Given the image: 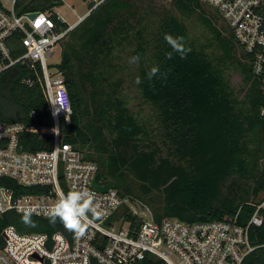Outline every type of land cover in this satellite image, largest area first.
I'll use <instances>...</instances> for the list:
<instances>
[{
  "label": "trees",
  "instance_id": "1",
  "mask_svg": "<svg viewBox=\"0 0 264 264\" xmlns=\"http://www.w3.org/2000/svg\"><path fill=\"white\" fill-rule=\"evenodd\" d=\"M169 1L179 15L166 10L151 20L153 12L140 14L134 0H104L68 33L55 66L63 75L72 107L70 122H60L61 140L95 161L103 182L119 180V185L113 184L124 198H148L149 207L154 203L151 216L157 221L163 217L186 222L221 220L240 209L238 219L245 224L254 207L246 204L250 201L232 204L229 197L240 185L236 179L252 183L246 187L254 201L264 197L260 80L251 74L246 55L230 32L225 34L214 25L199 0ZM60 4L62 0H15L14 12L51 13ZM52 17L58 27H67L56 14ZM191 17L211 31L210 42L202 45L190 38L182 20ZM165 34L183 37L190 49L185 58L165 55L171 51ZM19 37L13 34L5 40L13 59L24 52ZM125 49L140 57L136 77L141 83L136 86L155 112V127L133 112L121 93L123 80L116 58ZM153 66L159 67V73L149 80L146 74ZM229 70L241 77L237 92L231 86ZM40 74L39 64L31 67L26 61L0 72V122L52 127ZM51 140V135L33 132L20 135L23 148L29 151L48 149ZM126 172L141 184V195L135 196L125 184ZM0 185L12 189L14 196L42 191L20 186L9 177H0ZM155 190L163 203L150 204L147 195ZM122 213L134 224L142 220L127 207ZM260 213L262 225L249 232L257 247L242 264H264V208ZM21 217L13 210L0 216V247L2 231L8 225L21 233L68 231L59 220L50 224L47 218L32 216L35 226L29 227ZM136 264L166 263L148 255Z\"/></svg>",
  "mask_w": 264,
  "mask_h": 264
},
{
  "label": "built area",
  "instance_id": "2",
  "mask_svg": "<svg viewBox=\"0 0 264 264\" xmlns=\"http://www.w3.org/2000/svg\"><path fill=\"white\" fill-rule=\"evenodd\" d=\"M199 1L221 14L233 40L246 55L251 74L260 80L264 96V0ZM10 3V8L2 4L0 9V72L19 61H26L31 67L39 64L38 81L53 125L35 127L0 122V177L42 190L14 196L12 189L0 185V216L8 210L22 216V210L34 208L32 216L47 218L46 210L59 198L60 192H64L62 186L68 191L93 192L102 215L91 217L85 223L83 235L69 230L66 233L58 230L51 235L21 233L8 225L2 231L0 264H136L148 255L166 264H242L257 247L251 243L249 232L251 227L263 223L260 212L264 208V197L261 202L246 203L253 206L254 211L245 224L239 222L240 209L232 216L210 221L186 222L173 217L154 221L146 217L134 224L126 218L121 212L126 199L119 190L115 187L104 192L94 189V177L99 185L106 183L97 179L98 164L86 158L80 149L62 142L60 136V122H70L72 107L63 75L47 63V58L88 12L63 29L49 11L37 12L30 18L28 13L16 15L15 0ZM57 20L62 21L58 16ZM13 34L20 36L19 43L24 50L14 59L5 43ZM260 115L264 118V106ZM23 132L51 135L49 148L24 149L20 142Z\"/></svg>",
  "mask_w": 264,
  "mask_h": 264
},
{
  "label": "rangeland",
  "instance_id": "3",
  "mask_svg": "<svg viewBox=\"0 0 264 264\" xmlns=\"http://www.w3.org/2000/svg\"><path fill=\"white\" fill-rule=\"evenodd\" d=\"M137 4L140 6V14H145L146 12L152 13L153 17L151 20L155 19L156 13H163L166 10H170L171 13L174 15H179L171 6L169 0H134ZM143 1H145L143 3ZM2 4L5 8H10L11 3L10 0H1ZM87 0H62V4L57 5L53 7L54 12L58 13L63 21H67L69 23L75 22L78 18L75 16L74 12H72L71 8L75 10V12L79 14H83L87 11ZM203 4V8L207 12V14L210 16L211 20L213 21L214 25L222 30H224V33L227 34L229 32V29L227 27V23L221 16V14L217 11V9L207 5ZM151 7V8H150ZM183 23L185 24L188 35L191 39L195 40V42L199 44H206L207 41L210 42L212 37L210 35L212 34L210 30L207 29L206 26H204L203 23H199L196 18H183ZM152 25V23H151ZM211 33V34H210ZM150 36V35H149ZM148 36V37H149ZM66 38L63 39L53 50L54 54L47 58V63L51 65V67H55L61 59V49L63 46V43L65 42ZM239 52V51H238ZM132 56L130 49H125L123 51H119L116 62L118 69V75L122 76L123 84L121 86V93L124 97V99L127 101L128 107L135 113L139 115L141 119H143L145 122H147L148 125L151 127L156 126V115L153 109L150 107L149 104L145 103L143 99L141 98L135 80H136V72L138 68L139 63H129V58ZM229 77L231 81V86L233 89L237 92L239 87L241 86V77L240 75L235 72L234 70H229ZM98 181L103 182V176L99 172L97 175ZM112 181L114 184L119 185L120 182L116 178H112ZM125 184L130 188L132 193L136 195H141V184L136 180V178L129 172L125 173L124 177ZM235 182V181H234ZM236 183L240 185H236L233 189L232 194L229 197V202L232 204L237 205L239 201H253L255 200L253 195L250 193V189L247 188V185L252 184L251 182H244L243 180L236 179ZM64 192H68L67 188L65 186H62ZM120 194L122 190L117 186L116 187ZM147 196H149L152 200L149 201L150 204L153 202H160L163 203V199L161 198V195L158 191H152ZM130 197V198H129ZM126 196V200L121 207V212L123 211L124 207L129 208V211L132 215L137 216L138 218H146L152 219L154 221H157L155 218L151 216L154 207V203L150 205L147 202V199L144 201L136 200V198H132L131 196ZM149 200V199H148ZM148 204V205H147Z\"/></svg>",
  "mask_w": 264,
  "mask_h": 264
},
{
  "label": "clouds",
  "instance_id": "4",
  "mask_svg": "<svg viewBox=\"0 0 264 264\" xmlns=\"http://www.w3.org/2000/svg\"><path fill=\"white\" fill-rule=\"evenodd\" d=\"M164 40L171 49V51L165 53L169 59L174 54L179 55L183 59L186 57L187 52L190 51V49L185 47L183 37H173L172 35L165 34ZM139 60L140 57L138 55H133L129 58V63H138ZM158 73L159 67L153 66L146 75L151 80ZM135 83L137 85L141 83L140 77H136ZM95 199L94 193L88 190L73 189L68 192L61 191L59 198L46 210L45 216L50 224H55L59 220L69 231L77 235H83L85 223L91 217L98 218L102 215L98 210ZM35 211L34 208L22 210V223L26 226L34 227L35 224L32 220V215Z\"/></svg>",
  "mask_w": 264,
  "mask_h": 264
},
{
  "label": "water",
  "instance_id": "5",
  "mask_svg": "<svg viewBox=\"0 0 264 264\" xmlns=\"http://www.w3.org/2000/svg\"><path fill=\"white\" fill-rule=\"evenodd\" d=\"M102 1H103V0H90V1L87 3L88 14H89L92 10H94V9L99 5V3H101ZM88 14H87V15H88ZM36 15H37V12H30V13H28V16H29L30 18H34ZM92 187H93L94 189L98 190V191H102V192H104V191H107V190L110 189V188H114L115 186H114V184L111 183V182H106V183H104V184L99 185V184L97 183V181H96V178L94 177L93 180H92ZM40 260H42V258H41Z\"/></svg>",
  "mask_w": 264,
  "mask_h": 264
},
{
  "label": "crops",
  "instance_id": "6",
  "mask_svg": "<svg viewBox=\"0 0 264 264\" xmlns=\"http://www.w3.org/2000/svg\"><path fill=\"white\" fill-rule=\"evenodd\" d=\"M71 10H72V12H74V14H75V16L77 17V18H80V17H82V16H84L85 14H87V12H88V9H87V11L86 12H84L83 14L81 13V14H79L78 12L76 13L75 12V10L73 9V8H71ZM51 13H53V14H56L58 17H60L61 19H62V17L58 14V13H56V12H54V9H52V11H51ZM63 21V20H62ZM66 24H72V23H69V22H67V21H64Z\"/></svg>",
  "mask_w": 264,
  "mask_h": 264
}]
</instances>
